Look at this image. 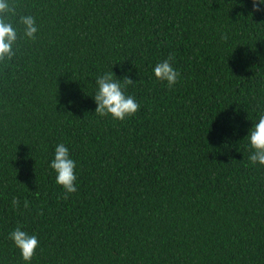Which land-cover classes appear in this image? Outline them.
I'll use <instances>...</instances> for the list:
<instances>
[{"label": "trees", "instance_id": "16d2710c", "mask_svg": "<svg viewBox=\"0 0 264 264\" xmlns=\"http://www.w3.org/2000/svg\"><path fill=\"white\" fill-rule=\"evenodd\" d=\"M14 2L38 32L0 63V264H25L18 226L39 240L30 264H264V166L245 139L264 114V5ZM169 56L171 89L153 72ZM112 71L140 105L123 121L95 114ZM58 144L76 162L67 199Z\"/></svg>", "mask_w": 264, "mask_h": 264}, {"label": "clouds", "instance_id": "9594fccd", "mask_svg": "<svg viewBox=\"0 0 264 264\" xmlns=\"http://www.w3.org/2000/svg\"><path fill=\"white\" fill-rule=\"evenodd\" d=\"M251 3L252 12L256 13L262 10L261 5H264V0H251ZM16 8L14 0H0V63L13 59L19 39L22 37L33 41L36 39L38 32L36 19L32 15H20L14 24L13 19L17 16ZM173 59L169 56L168 59L158 62L153 69L155 78L166 82L169 89L177 84L180 76V73L172 66ZM134 84L133 80L127 76L122 80L116 78L113 71L99 76L96 79V91L92 97L96 104L95 114L99 117L110 116L117 121L134 116L139 111L140 105L133 96L125 94L126 87ZM245 139L251 152L249 156L251 164L264 166V114L259 116L258 122L253 123ZM50 168L56 174V184L64 190V199L77 191L76 162L70 157L69 149L64 144H58L55 147ZM12 204L18 207L19 200L13 198ZM24 206L28 207L27 201ZM9 239L19 250L25 264H30L39 246L37 236L29 235L18 226L10 232Z\"/></svg>", "mask_w": 264, "mask_h": 264}]
</instances>
